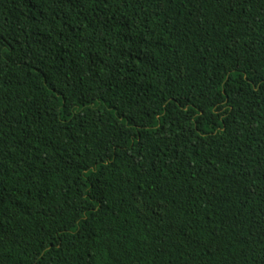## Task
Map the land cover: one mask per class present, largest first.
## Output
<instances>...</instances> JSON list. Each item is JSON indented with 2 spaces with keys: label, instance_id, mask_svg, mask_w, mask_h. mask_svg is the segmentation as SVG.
<instances>
[{
  "label": "trees",
  "instance_id": "16d2710c",
  "mask_svg": "<svg viewBox=\"0 0 264 264\" xmlns=\"http://www.w3.org/2000/svg\"><path fill=\"white\" fill-rule=\"evenodd\" d=\"M0 264H264V0H0Z\"/></svg>",
  "mask_w": 264,
  "mask_h": 264
}]
</instances>
